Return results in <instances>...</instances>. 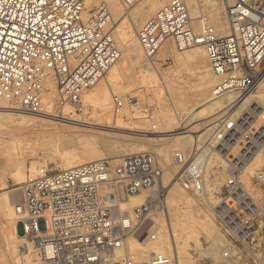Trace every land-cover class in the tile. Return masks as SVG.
I'll list each match as a JSON object with an SVG mask.
<instances>
[{
	"label": "built area",
	"instance_id": "1",
	"mask_svg": "<svg viewBox=\"0 0 264 264\" xmlns=\"http://www.w3.org/2000/svg\"><path fill=\"white\" fill-rule=\"evenodd\" d=\"M90 1L0 0V98L11 108L32 116H50L44 97L51 79L54 112L66 105L81 111L82 97L119 61L110 7L101 2L91 8ZM138 1L122 3L129 8ZM216 1L226 11L225 36L207 13L197 31L187 0H168L144 23L137 39L148 61L156 58L166 41H173L179 52L196 46L205 49L210 69L218 78L211 98L233 97L209 150L219 158L229 157L225 190L237 197L239 208L249 216L250 206L238 201L240 173L264 144V124L254 128L256 122L264 121V109L257 102L243 111L237 109L264 78V0ZM112 103L114 114H120L124 99L114 95ZM235 145L241 147L240 154L231 159ZM201 149L176 152L174 157L182 167L181 185L196 197L205 191L207 153ZM165 174L152 153L127 156L117 166L101 160L70 170L40 167L29 175L16 207L21 236L36 251L31 264H172L173 256L164 252L142 257L138 249L131 251L132 242L145 246L159 241L160 228L151 214L168 196L162 181ZM255 180L264 184V171L256 173ZM158 183L160 188L152 195ZM144 192H148L144 203L131 212L122 210L123 201ZM221 218L230 230L223 259L233 260V256H242L236 244L249 242L251 217H238L232 209Z\"/></svg>",
	"mask_w": 264,
	"mask_h": 264
},
{
	"label": "bare ground",
	"instance_id": "2",
	"mask_svg": "<svg viewBox=\"0 0 264 264\" xmlns=\"http://www.w3.org/2000/svg\"><path fill=\"white\" fill-rule=\"evenodd\" d=\"M101 2L107 3L110 7L113 20L112 29L114 35L117 37L115 38L116 41L118 40L119 45L121 46V57L104 76V78L82 97L81 111L84 116L94 115L93 117L97 118V120L104 118L111 120V111L113 106L112 97L114 95H119L121 92L125 95H129L132 89H135L132 85L136 81L141 82V84L138 83V85H142L146 88L151 95H153V92L157 91L156 84H158L157 74L159 73V68L150 64V61L144 58L137 35L140 29L139 25L141 24V20L143 21L144 18L147 19L151 13H157L167 4L168 0H139L129 8H126L123 5L122 0H91L90 7L92 8ZM187 2L190 8L191 18L194 21L193 24L197 31L202 29L204 25L202 20L203 14L207 13L209 14L211 23L217 27L219 34L221 36H225L227 34L228 23L226 19V11L224 6L219 1L203 0V2L200 3L199 0H187ZM170 43V41H166L158 54L163 55V57L173 54L175 56L177 66L188 65L191 63L194 64V62L196 64L202 63V66L205 68V77L203 76L204 78H202L203 83L199 96L200 99L197 103L189 107L185 114L176 112V110L174 113H170V111L166 112L162 117L165 120L164 124L169 125L173 122L180 124L181 122H184L183 119L188 118L189 116L192 118L190 122L192 120L194 121L195 115L197 118L201 114H198L199 112L197 113L198 115L195 114L196 109L200 105L205 106L204 111L207 110V113L205 111V114H209V117L211 118L217 116V114H221L222 117L226 115L231 109L230 106L233 102V97L228 95L216 100L211 98L209 92L217 84L218 78L212 73L211 69L205 63L206 59L204 58V54L206 53H204L205 49L203 46H196L194 48L178 52ZM48 82L47 89L49 91L45 94L44 103L47 106L46 114H50L52 117L32 116L23 113L11 108L6 101L0 98V115L2 113L8 114V116L0 117V140L13 142L16 145L18 152L17 165L9 175V179L12 181L14 180L16 182V186H23L27 182L29 174H36L39 166L49 165L46 161L42 162L43 160L41 161L42 158L39 156H37L39 158L35 159L31 165H29L28 160L23 157V154L21 153L23 152V148L21 147L24 146V141L28 136L35 135L41 138L39 140V148H33L32 151L41 153L44 157L53 160L57 164L60 163V170H70L90 162L118 159L117 157L109 158L100 154V143L102 141H99V139L83 138L82 136H79L77 131L75 132L72 130L73 127L71 126V122L74 121L76 123H82L80 117L81 115L77 113H74L71 118L67 117V114L76 111L73 107L66 105L61 108L59 113L54 112L53 105L55 98V86L51 79H49ZM263 82L264 78L257 87V90L245 98L244 103L237 109V111H243L252 102H257L261 108L264 109V86H261ZM134 85H136V83ZM138 87L140 88V86ZM144 94L145 93H142L141 97L144 98ZM129 98V103L137 100L136 98H133V96H129ZM157 100L158 104L161 103L160 106H163L165 109L167 108V103L162 96L157 97ZM140 101H143V99ZM139 103L140 102H138V104ZM70 108L74 111H71ZM130 108V106L125 104L122 112L118 115H114V126L111 127L112 129L119 128V126L126 119H134L132 117L134 116V113ZM135 115H138V111ZM206 118L208 120V117ZM217 118L218 117L211 119L210 122L206 124L203 123L206 127H209H203L204 125L202 124L203 126H201L206 130L204 129L205 131L202 135L195 137V140H193V137L191 136V134L194 133L193 129L189 130L188 127L181 133H176V131L180 129L165 130V127H162L163 129H161L158 133L149 131L148 134H153V136L149 137L150 139L148 140H152L157 143L162 141L171 142L170 146H174L176 148L175 151H172L171 147L169 148V146L166 145L159 148V155L166 166L165 170L170 169L175 176H172L170 172H166L164 175L162 180L163 185L167 187L166 185L169 184L167 187L169 188V193L161 208L158 211H153L151 214L152 221L158 228H160L159 241L145 246L132 242L131 251L138 249L142 254V257H147L149 254L154 252H164L173 256L174 261L172 264H194L195 262H189V257L190 259L192 257L190 255L188 256V247L192 241L195 242V246L196 244L198 245V247L196 246L199 249V252L197 253H200V256L210 255L213 253L214 258H216V256L219 255V252L217 251L218 249L215 246V243L219 242L221 245H227L226 243H228L226 242L227 238L224 239L223 237L222 240H220L217 235H213L216 230H220L217 228L215 223V214L213 215L216 207L221 204H226L228 206L226 209V206L224 205L225 208H223V215L229 214L232 209H236L238 217H245V215H247L239 208L238 203L235 201L237 197L232 198L234 201L232 204L229 203L231 197H222L225 190V178L228 174H230L231 165L229 157L219 158L213 151L209 150L210 143L212 142L211 140L213 139V134L211 136V133H214L217 128L216 122L220 120ZM262 124H264V121L256 122L254 128H257ZM198 126L197 128H199ZM66 130H70V134L66 135ZM196 140L198 142L194 144L193 141L196 142ZM61 141H64L67 146H71L73 148H61L58 144V142ZM55 142H57L56 145ZM114 145L115 142H113L110 138H103L102 146L105 147V149L111 148ZM196 148L198 150L202 148V152L207 153V171L205 174V191L201 196L194 199L195 197L191 198L187 195L188 192L181 185L179 179V175L181 174V170L179 171L180 166L177 165L176 162H173V155L175 156L176 152L189 153L191 150H195ZM28 150L31 151L30 149ZM124 150V156L129 155L131 149L127 147ZM240 150L241 147L239 145H235L231 149L230 158L238 156V154H240ZM110 155L111 154H109V156ZM255 156L256 157L253 158L251 163H247L241 168V191L239 193L240 197H238V201L246 202L248 206L254 204L256 205L255 209H252L254 213L252 212L251 217H257L254 225H256L258 229L262 228L263 233L262 236L257 239L259 242L255 238H252L255 242L257 241L258 244L261 245L263 253L259 254L254 251L253 246L251 247L252 250H250V252L253 259L259 264L264 260V189L262 188L264 186L261 187L262 184L256 182L254 175L257 173L255 168H261L264 166V144L263 147L256 152ZM120 161L121 160H115L114 162ZM3 185L6 186L5 182ZM160 185L161 184L158 183V185L150 191L152 192V195H154V193L160 188ZM20 189L21 187H18L17 189L7 192L1 199L0 264H31L36 257V251L33 248V244L20 236L16 211V207L19 206L20 203L18 202L20 199ZM147 194L148 192H144L142 195L139 194L131 196L129 199L123 201L122 204L126 207V210L124 211L131 212L134 207L144 203L146 201ZM157 217L159 218L158 221L161 224H158L156 220ZM250 233L251 229L249 227V235ZM202 236L207 237L206 241L202 239ZM254 237L257 236L255 235ZM203 240L205 243H203ZM260 245L258 247L259 250ZM228 246L229 244L225 247L227 248ZM22 247L24 250H21ZM202 258L200 259L202 260ZM242 261H244L242 256L237 258L233 256V264H241ZM232 262H229V264H232ZM249 264L251 263L249 262Z\"/></svg>",
	"mask_w": 264,
	"mask_h": 264
},
{
	"label": "rangeland",
	"instance_id": "3",
	"mask_svg": "<svg viewBox=\"0 0 264 264\" xmlns=\"http://www.w3.org/2000/svg\"><path fill=\"white\" fill-rule=\"evenodd\" d=\"M132 9H133V7H132ZM155 14L156 13H151L149 15V17H147V19L144 18L143 21L141 20V22H140L141 26L139 25V28L141 29L142 26L144 25V23ZM115 38H117V37L115 36ZM170 42H171L170 44L173 45L175 50L178 51L176 49L173 41H170ZM117 44H118L119 49L121 50V46L119 45V41L117 42ZM204 53H206V52H204ZM204 58L206 59L205 63L210 68L206 54H204ZM150 64L155 65L157 68H159V73L157 74L158 84H156L157 85V87H156L157 91L153 92L152 93L153 95H151L146 90V88H144L142 85H138V83L141 84V82H138V81L135 82L136 85H134L135 83H133L132 87L134 86L133 88H135V89L134 90L132 89V91L129 95H125L122 92L119 95H117V96L121 97L122 99H124L125 104H127L128 106L131 107L130 109L134 113V116H132L134 119H132V118L126 119L119 126V128L112 129L111 127L114 126V120L113 119H114V115H115L114 111H113V106H112V111H111V120L106 119V118L101 119V120H97V118L93 117L94 115H88V116L85 115L84 116L82 111H74V110H72V108H70V110L74 111V112L67 114L68 118H71L74 115V113L81 115L80 117H81L82 123H78V122L76 123L74 121L71 122V126L73 127L72 130H74L75 132L77 131L79 136H82L83 138L99 139V141H102L100 143V147H101L100 148V154L102 156L104 155V156L109 157V158H111V157H117L118 158V159H108L109 161L113 162L112 163L113 166H117V165L121 164L123 158H125L129 155L140 154V153H152L155 156H157L161 165L164 168H166L165 164L163 163V161L161 160V157L159 155L160 154L159 148L162 147L163 145L169 146V148L171 147L172 151H175L176 148L174 146H170L171 142L162 141V142L157 143V142H153L152 140H148V139H150L149 137L153 136V134H148L149 131L154 132V133H156V132L158 133L161 129H163L162 127H165L164 128L165 130H167V129H169V130L180 129V130L176 131V133L177 132L181 133V132H184L185 128L188 127L189 130L193 129L194 133L191 134V136L193 137V140H195V137L202 135L204 133V131L206 130L205 128H203V127H206L205 126L206 123L210 122V120L215 118V117H218L219 119H221V117H222L221 114L220 115L217 114V116L212 117V118L209 117V114H205V111L207 113V110L204 111L205 106L200 105L196 109L195 114H197L198 112H199L198 114H200V113L201 114L197 118H196V115L194 114L195 120L194 121L192 120L193 122L192 121L190 122V120L192 118L190 116H189L190 118L187 116L188 118L183 119L184 120L183 123L181 122L180 124H178V123L176 124V122H173L169 125H165L164 124L165 120L162 118L163 114H165L168 111H170V113H174L175 110H176V112H179L181 114H185L187 112V109L189 107L195 105L197 103V101L200 99L199 96H200L201 86L203 83L202 78L205 77V68H204V66H202L203 65L202 63L196 64L195 62H194L195 65L193 63H191L188 65L177 66L176 62H175V56L173 54L166 56V57H163V55L158 54L154 60L150 61ZM138 86H140V88ZM261 86H264V82ZM143 90H144V92H143ZM142 93H145L143 95L144 98L141 97ZM129 96H133V98H136L137 100L129 103V100H130ZM161 96L165 99V101L167 103V108H166L167 111L163 106H160V104H161L160 101H159L160 104H158L157 97H161ZM141 99H143V101H140ZM138 102H140V103L138 104ZM60 110L58 111V113L60 112ZM136 110L138 111V115L140 114L139 116L135 115V114H137ZM163 111H165V112H163ZM3 112H6V111H3ZM202 113H204V114H202ZM206 115H208V116H206ZM4 116H8V114L2 113L0 115V117H4ZM206 117H208V120ZM162 119H163V121H162ZM218 121H217L218 123L216 122V124L220 123V120H218ZM203 123H205V124H203ZM198 125H200V126H198ZM197 126L201 130L199 128H197ZM207 127H209V126H207ZM67 134H70V130H66V135ZM212 134L213 133H211V136H212ZM104 137L110 138L113 142H115V145L111 148L105 149V147L102 146ZM40 139L41 138H39L35 135L28 136L25 139L24 146L21 147V148H23L22 149L23 152H21L23 154V157H25L28 160L29 165H31V163L35 159L40 157V158H42L41 161L43 160L42 162H45V161L48 162V164H49L48 167L50 169H53V168L54 169H56V168L60 169L59 168L60 163L57 164L53 160H50V159H47V157H44L41 153H39V152L36 153V152L32 151L33 148H39V145H40L39 140ZM55 141H57V140H55ZM197 142H198L197 140H196V142L193 141L194 144H196ZM56 143L57 142H55V145H56ZM159 143H161V144H159ZM58 144L60 145L61 148H68V149L73 148L71 146H67V144L64 143V141L58 142ZM203 144H205V143H203ZM126 146L128 148H130L131 151H130L129 155L124 156L123 151H125L124 149L127 148ZM262 147H263V145L260 146L258 148V150ZM28 149H30L31 151H29ZM109 154H111V155L109 156ZM255 155H256V153L254 154L253 158L256 157ZM37 156H39V157H37ZM174 157L175 156L173 155V162H175ZM253 158L251 160H249L247 163L248 164L251 163ZM231 159H232V157H231ZM11 160H12V164H13V161H15V160L17 163L18 152L16 149V145L13 142L8 141V140H0V217H1V206H2L1 199L3 198V196L7 192L14 190V189H17L18 187L19 188L21 187V189L19 190V194H20L19 198L20 199L18 200V202H21V200H22V187L23 186H16V182L14 180L12 181L9 179L8 174L10 171L6 169V167L11 164ZM115 160H121V161L120 162H114ZM40 167H42V166H39L38 168H40ZM181 168L182 167H179V171L181 170ZM263 169H264V166H262L261 168H255V171L258 173L260 171H264ZM166 172H170V174H172V176L173 175L175 176V174L170 169L166 170ZM255 176L256 175H254V179H255ZM227 178H228V175L226 176L225 180ZM4 182H5L6 186L3 185ZM260 184H262V183H260ZM168 185L169 184H167L166 186L168 187ZM262 186H264V184H262L261 187ZM262 188L264 189V187H262ZM168 190H169V188H167V191ZM187 195L190 196L191 198L195 197L194 199H196V196H194L190 192H188ZM228 196L231 197L229 203L230 204L234 203V201L232 200L233 196L230 195L226 190H224V195L222 197L224 198V197H228ZM249 206H250V210L247 212L249 216L245 215V219L251 217V214L253 212L252 209H255V207H256L255 204L249 205ZM263 206H264V202H263ZM223 208H225L224 204L218 205L215 209V212H213V215L215 214L214 217H215V223L217 225V228L220 229V230H216L213 233V235H217L220 240H222L223 237H224V239L227 238L226 242H228V243H226V244L228 245L229 244V236H228L227 231H230V230L226 226V224L222 221V218H221L222 213H223L222 212ZM122 209L126 210V207L123 206V204H122ZM233 211L235 212V210H233ZM254 215H256V214H254ZM156 220H157L158 224H161L158 221L159 220L158 217L156 218ZM256 220H257V217H254V218L251 217V219H250L251 233L248 237L249 242L246 245L236 244L237 249H239L242 252V256H243L244 261H242L241 264H245L246 261H247L246 264H249V262L251 264H258L253 259V257L251 256L250 250H252L251 249L252 246H253L254 251H256L257 253H259V254L263 253V251L261 249V245L258 244L259 241L257 240V239H259L258 237L262 236L263 230H262V228L258 229L256 227V225H254V222ZM255 235L257 237H254ZM20 236H21V233H20ZM205 237L202 236V239H204L206 241L207 237L206 238ZM252 237L255 238L258 242L257 241L255 242ZM251 239L253 240V242ZM204 240H203V243H205ZM194 243L195 242L191 241L189 244L190 249L188 247V251H189L188 256L190 255L192 257L191 259L189 257L190 263L195 262L196 264H199V263L200 264H226V263L229 264V262L233 261V260H228V262H227L226 260L224 261V259H223V253H224L225 248H226L225 246H227V245H221L219 242H217L218 244L215 243V246L218 249L217 251L219 252L218 253L219 255L216 256V258H217L216 259V258H214L213 253H211L210 255L200 256L201 254L197 253V252H199V249L197 248L198 245L196 244V246H197L196 247L194 245ZM221 243L224 244L223 242H221ZM259 245H260V250L258 248ZM196 248L198 251L196 250ZM202 257L205 259H203ZM200 258H202V260ZM213 259H215V260H213ZM232 264H233V262H232ZM259 264H264V260L262 263H259Z\"/></svg>",
	"mask_w": 264,
	"mask_h": 264
},
{
	"label": "crops",
	"instance_id": "4",
	"mask_svg": "<svg viewBox=\"0 0 264 264\" xmlns=\"http://www.w3.org/2000/svg\"><path fill=\"white\" fill-rule=\"evenodd\" d=\"M7 158H8V157H7ZM8 160H9V159H8ZM16 165H17L16 160L13 161V164H12V160H11V164H10L9 166L6 167V169L10 171L8 175H10V173L15 169Z\"/></svg>",
	"mask_w": 264,
	"mask_h": 264
}]
</instances>
